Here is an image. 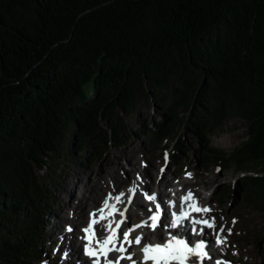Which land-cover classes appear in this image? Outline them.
I'll use <instances>...</instances> for the list:
<instances>
[{
  "label": "trees",
  "instance_id": "obj_1",
  "mask_svg": "<svg viewBox=\"0 0 264 264\" xmlns=\"http://www.w3.org/2000/svg\"><path fill=\"white\" fill-rule=\"evenodd\" d=\"M150 97L156 140L177 133L179 157L190 132L199 167L235 164L264 203V0H0V264H32L54 175L126 145L121 115ZM235 117L247 139L212 146Z\"/></svg>",
  "mask_w": 264,
  "mask_h": 264
},
{
  "label": "rangeland",
  "instance_id": "obj_2",
  "mask_svg": "<svg viewBox=\"0 0 264 264\" xmlns=\"http://www.w3.org/2000/svg\"><path fill=\"white\" fill-rule=\"evenodd\" d=\"M121 117L129 138L126 145L108 149L101 157L95 156L97 149H89L83 158L77 155L73 161L71 159L70 164L63 167L61 175H54V183L51 180L54 198L51 200L50 210L46 211V215H42L44 219L41 220L43 247L41 252L36 253L32 264H91L93 258L89 257L90 261L85 259L83 240L80 239L83 236L80 230L81 225H86L92 207H100L108 191L106 186L112 183V177L117 175L127 181L117 186L119 188L116 189V193L127 192L130 186L128 180L135 177L141 170L138 168L142 167L143 170L139 174L150 191L160 189L159 192H162L169 183L178 188L181 182L186 180L190 182V185L192 183L191 186H194L195 191L198 192L197 195L201 196L204 203H208L210 199L208 205H211L213 210L210 217L216 218V227L209 230V242L216 249L214 234L223 226L224 232L221 237L226 236L227 239L220 247L224 250L228 249L229 253L226 252L224 257L223 248H218L214 256L211 254L213 260L205 264H215L216 259H220L225 264L229 262L230 264H264V203L247 197L245 192L237 187V181L243 176L242 172L238 171V167L234 164L230 168L224 167L220 170L213 164L206 171L198 168L195 163L198 158L196 148H199L200 144L190 132L183 133L184 153L179 154V157L176 154L170 156L167 146L175 143L174 137L177 133L167 135L162 140H156L150 132V129L153 130L155 124L163 117V109L159 101L154 98L139 100L134 109L123 113ZM102 126L105 127L106 124ZM246 131L247 128L242 119L235 117L226 121L222 127L211 131L208 139L212 146L231 152L247 139ZM166 152L167 160H165ZM166 165L165 172H161ZM186 169L193 174L191 177H188L186 173L183 174ZM41 172L46 175L44 170ZM92 183H97L98 186L92 187ZM86 184H89L87 189L84 188ZM218 185L220 188L217 191ZM224 188L227 189V193L223 190ZM170 190L172 191L170 188L167 189L169 196L166 200L173 196ZM201 194L205 195V198ZM208 194L211 195L210 198H206ZM222 195L226 197L224 203L221 202ZM72 200H74L73 204L70 205ZM82 200L85 201L84 214H82V208L78 207ZM116 217L121 219L118 214ZM73 221L80 224L79 230ZM69 224L75 230L73 233L65 231ZM123 226L122 229H126ZM62 236L64 239L61 242ZM228 239H231L230 245ZM137 247L133 245L130 249L138 256H142L140 246ZM65 251L68 252L67 257L63 256ZM111 255H117V253ZM192 259L195 260V257Z\"/></svg>",
  "mask_w": 264,
  "mask_h": 264
},
{
  "label": "snow or ice",
  "instance_id": "obj_3",
  "mask_svg": "<svg viewBox=\"0 0 264 264\" xmlns=\"http://www.w3.org/2000/svg\"><path fill=\"white\" fill-rule=\"evenodd\" d=\"M167 156L166 152L165 160ZM163 171L164 169H161V172ZM186 174L188 177L193 175L191 172ZM141 197L143 201L148 202L147 216L138 210L137 200ZM163 203L168 206L166 222H164L166 210L158 199V194L155 191H146L143 178L137 173L127 192L120 191L115 195L109 192L101 202V206L89 213L88 222L81 229L85 235L80 237L85 241V255L93 258L92 264H122L125 260L129 264H148L150 261L152 264H189L190 261L191 264H205L206 261H212L209 241L205 239L189 241L183 236L173 235L171 231H167L179 229L184 226L185 221H188L192 233L202 236L205 228L214 229L216 227V218L197 219L192 216V213H210L211 207L198 206V201L191 190L178 199L167 200ZM120 204L124 205L123 209L118 207ZM117 214L121 217L120 220L115 219ZM137 215L143 218L139 222L132 223L130 227L122 229V225L132 221ZM144 228H148L151 234H145L142 231ZM158 228L167 231V236L163 239L154 238ZM137 229L141 231L137 232ZM65 231L73 232V226L67 225ZM97 232L100 233L99 236ZM223 232L224 227L221 226L214 234L217 245H224L226 242V237L221 238ZM228 233H231L230 228ZM63 239V236L60 237L61 242ZM133 245L140 246L142 256H138L135 251H129ZM113 253L118 255H110ZM67 255L68 252L65 251L63 256L67 257ZM193 257L195 260L192 259ZM215 264H225V262L216 259Z\"/></svg>",
  "mask_w": 264,
  "mask_h": 264
},
{
  "label": "bare ground",
  "instance_id": "obj_4",
  "mask_svg": "<svg viewBox=\"0 0 264 264\" xmlns=\"http://www.w3.org/2000/svg\"><path fill=\"white\" fill-rule=\"evenodd\" d=\"M127 155V154H126ZM124 156V155H123ZM119 165V164H118ZM166 168H167V165L165 166V168H164V171L163 172H165V170H166ZM139 169H141L140 171H142L143 170V167L142 168H138V170ZM140 171H138V173H140ZM151 174V173H150ZM165 174V173H164ZM153 172H152V177H153ZM133 178L134 177H131L129 180H128V182L131 184V182H132V180H133ZM81 182V181H80ZM121 183L123 184V183H127V181L125 180V179H121V178H119V176H117V175H115L114 177H112V183H110L109 185H107L106 186V188H108V191L105 193V197H106V195L109 193V192H112L113 193V195H115L116 194V189L117 188H119V187H117L118 185H121ZM172 184L171 183H169V185H166V187L168 188L169 186H171ZM191 185H192V183H191ZM190 185V182H187L186 180L184 181V183H183V193L181 194V196L182 195H184V194H186L187 193V191L188 190H191L193 193H194V195H196L197 194V190L195 191V188H194V186H191ZM91 186L92 187H96V186H98L97 185V183H92L91 184ZM113 187V188H112ZM166 187H165V189H166ZM84 188H89V184H86V185H84ZM113 189V190H112ZM144 189L146 190V191H149V192H152V191H150V190H148L147 189V187L145 186V184H144ZM165 189H162V192H157V194H158V199H160V201H162V197H163V195L166 193L165 192ZM102 190V189H101ZM154 191V190H153ZM104 197V198H105ZM127 197H125V199H126ZM73 201L74 200H72V202H70V205H72L73 204ZM137 204H138V210H139V212L140 213H143V215L144 216H147L148 215V212H147V204H148V202H145V201H143V198L141 197V198H139L138 200H137ZM101 205V204H100ZM119 206V208H121V209H123V207H124V205L123 204H120V205H118ZM78 207L79 208H82V214H84V210H83V208L85 207V201L84 200H82L81 202H80V204L78 205ZM97 208L96 207H92L91 208V210L89 211V213H91V212H93L94 210H96ZM213 211V210H212ZM207 215H210V213H207ZM117 216V215H116ZM115 216V219L117 218ZM143 217L142 216H140V215H137L136 217H134L133 218V220L132 221H129L128 223H126L123 227H125V228H127V227H130L131 226V224L132 223H134V222H139L141 219H142ZM118 220V219H117ZM166 219L164 218V221H165ZM74 222V224H75V226L76 227H78L77 229L79 230V226H80V224H78L76 221H73ZM85 226V224H83V225H81V228H83ZM81 228H80V230H81ZM215 229V228H214ZM209 230L210 229H207V228H205V232H204V235H203V237L201 238V239H205V240H207V241H209V239H210V237H209ZM75 230H74V228H73V232H74ZM139 231H141V229H137V232H139ZM142 231L145 233V234H151L150 233V230L148 229V228H144V229H142ZM72 232V233H73ZM160 232H159V230L157 229L156 230V234H155V239H157V240H159V239H161V236H160ZM190 234V233H189ZM67 235V234H66ZM84 235V234H83ZM97 235L99 236L100 235V233L99 232H97ZM181 236H183V233L181 234ZM184 237L187 239V240H189V236L187 235V234H184ZM222 238V237H221ZM199 240V239H198ZM85 242V241H84ZM209 244H210V242H209ZM80 245H81V243H80ZM135 246V245H134ZM213 246V247H212ZM217 247L219 246H221V245H216ZM81 247H82V245H81ZM136 247H137V245H136ZM210 247L212 248V249H215V246L214 245H211L210 244ZM216 247V248H217ZM140 248V247H139ZM137 249H138V247H137ZM133 250H135V249H133ZM129 251H131V249H129ZM111 255V254H110ZM118 255V254H117ZM213 256H214V254H213ZM79 258H80V256H79ZM85 259H88L89 260V258L88 257H85ZM83 260H84V258H83ZM90 261V260H89ZM125 262H126V260L125 261H123L122 262V264H125ZM207 262V261H206ZM64 263H65V261H64ZM86 263V262H85ZM92 264V263H91Z\"/></svg>",
  "mask_w": 264,
  "mask_h": 264
}]
</instances>
